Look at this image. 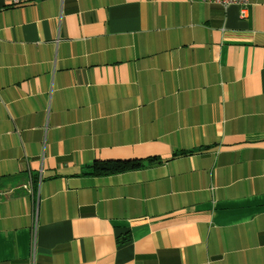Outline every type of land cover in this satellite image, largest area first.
<instances>
[{
    "label": "crops",
    "instance_id": "obj_1",
    "mask_svg": "<svg viewBox=\"0 0 264 264\" xmlns=\"http://www.w3.org/2000/svg\"><path fill=\"white\" fill-rule=\"evenodd\" d=\"M241 12L0 0V264H264V0Z\"/></svg>",
    "mask_w": 264,
    "mask_h": 264
},
{
    "label": "trees",
    "instance_id": "obj_2",
    "mask_svg": "<svg viewBox=\"0 0 264 264\" xmlns=\"http://www.w3.org/2000/svg\"><path fill=\"white\" fill-rule=\"evenodd\" d=\"M197 152L193 151H179L172 154V159L187 157ZM160 163L156 158L148 159H133V160H119V161H96L92 165L87 166L89 176H111L122 174L126 172L139 171L147 166ZM127 239L126 241H128ZM124 243V242H122Z\"/></svg>",
    "mask_w": 264,
    "mask_h": 264
},
{
    "label": "built area",
    "instance_id": "obj_3",
    "mask_svg": "<svg viewBox=\"0 0 264 264\" xmlns=\"http://www.w3.org/2000/svg\"><path fill=\"white\" fill-rule=\"evenodd\" d=\"M15 3H19L20 0H12ZM191 1H200V2H204V3H211V4H218L221 5L223 7H227V6H231V5H237L240 6L242 8V17L246 18L247 16V12H248V8L250 5V0H191ZM33 264H34V260H33Z\"/></svg>",
    "mask_w": 264,
    "mask_h": 264
}]
</instances>
